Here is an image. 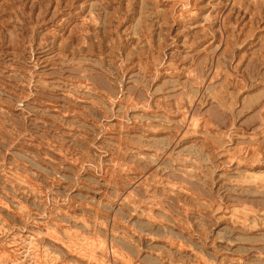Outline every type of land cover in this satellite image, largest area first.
I'll return each mask as SVG.
<instances>
[{
	"label": "rangeland",
	"instance_id": "rangeland-1",
	"mask_svg": "<svg viewBox=\"0 0 264 264\" xmlns=\"http://www.w3.org/2000/svg\"><path fill=\"white\" fill-rule=\"evenodd\" d=\"M0 264H264V0H0Z\"/></svg>",
	"mask_w": 264,
	"mask_h": 264
}]
</instances>
